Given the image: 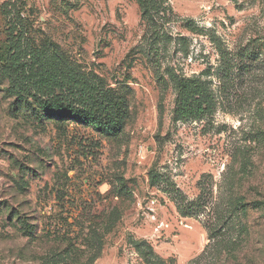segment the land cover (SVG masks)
Instances as JSON below:
<instances>
[{
  "label": "rangeland",
  "instance_id": "rangeland-1",
  "mask_svg": "<svg viewBox=\"0 0 264 264\" xmlns=\"http://www.w3.org/2000/svg\"><path fill=\"white\" fill-rule=\"evenodd\" d=\"M161 1L0 0V264H264V0ZM45 69L119 132L12 93ZM180 79L213 111L177 120Z\"/></svg>",
  "mask_w": 264,
  "mask_h": 264
},
{
  "label": "trees",
  "instance_id": "trees-1",
  "mask_svg": "<svg viewBox=\"0 0 264 264\" xmlns=\"http://www.w3.org/2000/svg\"><path fill=\"white\" fill-rule=\"evenodd\" d=\"M142 10V16L149 20L162 10L161 0H136ZM17 67L18 60L11 58ZM177 98L174 116L177 120H196L214 109L211 91L199 79L175 80ZM12 93L18 99L32 100L46 117L57 120H85L84 124L93 129H107L119 132L125 118L124 101L110 91L89 88L82 80L74 85L57 84L55 76L44 70L43 76L36 82L27 77L17 76L10 80Z\"/></svg>",
  "mask_w": 264,
  "mask_h": 264
}]
</instances>
